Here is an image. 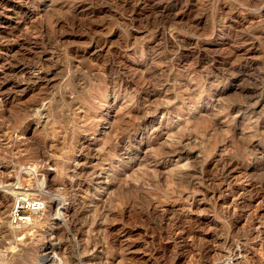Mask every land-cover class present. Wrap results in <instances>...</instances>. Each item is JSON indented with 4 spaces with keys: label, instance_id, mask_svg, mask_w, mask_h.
I'll return each instance as SVG.
<instances>
[{
    "label": "rangeland",
    "instance_id": "1",
    "mask_svg": "<svg viewBox=\"0 0 264 264\" xmlns=\"http://www.w3.org/2000/svg\"><path fill=\"white\" fill-rule=\"evenodd\" d=\"M40 262L264 264V0H0V264Z\"/></svg>",
    "mask_w": 264,
    "mask_h": 264
},
{
    "label": "built area",
    "instance_id": "2",
    "mask_svg": "<svg viewBox=\"0 0 264 264\" xmlns=\"http://www.w3.org/2000/svg\"><path fill=\"white\" fill-rule=\"evenodd\" d=\"M45 210V204L41 200H33L23 194L18 195L11 204L10 221L14 227L30 225L35 214Z\"/></svg>",
    "mask_w": 264,
    "mask_h": 264
},
{
    "label": "bare ground",
    "instance_id": "3",
    "mask_svg": "<svg viewBox=\"0 0 264 264\" xmlns=\"http://www.w3.org/2000/svg\"><path fill=\"white\" fill-rule=\"evenodd\" d=\"M43 185H44V184H43L42 182H41V183L39 182V186H38V187H39V188H42ZM35 187H36V186H35ZM36 188H37V187H36ZM37 192H38V191H37ZM13 194H14V193H12V195H13ZM36 194H37V193H35V195L31 194V195H33V196H32V199H33V200H41V201L43 200V203L45 204V209L48 208V202H46V201L44 200V198L42 197L43 194L40 193L41 196H36ZM14 195L17 196V194H14ZM14 195H13V196H14ZM18 195H19V193H18ZM37 195H38V194H37ZM40 197H41V198H40ZM73 203H74V202H73ZM64 209H65L66 211H65V212L63 211V212H62V216H63V217L66 216L67 213H68V209H67V208H64ZM9 211H10V210H9ZM69 217H70V216H69ZM8 220H9V224L12 225V224H11V221H10V213H9ZM12 226H13V225H12ZM27 226H28V225H27ZM13 227H14V226H13ZM19 227H21V226H19ZM15 228H18V227H15ZM23 233H24L23 230H21V231H19V230H13V231H12V235H13L14 238L17 237V236H22ZM11 248H12V247H11ZM40 263H42V264H46V262H40Z\"/></svg>",
    "mask_w": 264,
    "mask_h": 264
}]
</instances>
